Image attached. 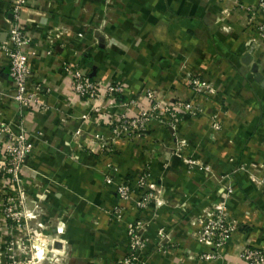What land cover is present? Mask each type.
Masks as SVG:
<instances>
[{"label":"crops","instance_id":"0c3cea01","mask_svg":"<svg viewBox=\"0 0 264 264\" xmlns=\"http://www.w3.org/2000/svg\"><path fill=\"white\" fill-rule=\"evenodd\" d=\"M258 2H28L21 15L30 40L23 48L30 70L27 87L42 88L34 94L44 106L20 108L0 101V123L14 134L22 129L32 144L20 180L24 190L38 197L44 215L37 220L43 223L50 216L57 231L62 227L57 240L71 258L115 264L128 251L125 226L136 219L147 222L141 236L148 244L139 264H247L240 259L245 246L264 248V37L258 33L263 18L248 11ZM10 18L7 1L0 0V43ZM96 35L103 38L102 47ZM73 69L100 83L121 81L125 91L114 100L94 102L100 110L90 112V102L73 93ZM189 75L202 76L224 94L228 121L221 132L210 129L209 119L220 106L192 92L184 83ZM145 89L154 91L160 106L183 102L203 111L178 122L175 138L152 122L149 132L122 136L114 141L111 155H102L96 136L109 138L114 120L148 106ZM13 93L7 57L0 51V98ZM130 100L137 105L126 107ZM85 114L88 120L82 119ZM1 159L0 145V164ZM187 160L198 162L201 170ZM107 162L114 164V176L132 187L149 170L148 181L158 187L161 206L133 210L138 188L130 202L121 204L114 188L104 185ZM243 166L244 171L238 169ZM223 178L231 182L230 193ZM218 202L235 221V231L214 250L198 243L196 232L204 211ZM114 207L122 211L118 222ZM5 222L0 214V232L7 228ZM158 230L167 235L163 249L156 247ZM203 254L215 258L200 259Z\"/></svg>","mask_w":264,"mask_h":264},{"label":"built area","instance_id":"2783aa9c","mask_svg":"<svg viewBox=\"0 0 264 264\" xmlns=\"http://www.w3.org/2000/svg\"><path fill=\"white\" fill-rule=\"evenodd\" d=\"M6 1L11 13V18L6 20V36L4 41L0 43V51H3L7 57L8 78L12 83L14 93L12 96H2L0 101H2L3 104L13 101L20 108L31 106L43 107L44 105L38 101V98L34 94L35 92L40 93L42 88H40L38 84L33 91L29 90L27 87L30 70L28 56L26 52L23 51V48L30 40L27 38L21 27V15L30 0ZM248 11L258 12L262 16L263 21L258 28V33L264 37V0H259L258 4L253 8H248ZM222 31H225L224 27L222 28ZM244 46L249 49L246 41L244 42ZM66 70L68 71V69ZM71 74L73 93L77 97L89 102H99L104 99L114 100L116 99V95H122L125 91L123 84H119V81L103 83L93 81L78 69L71 70ZM185 81L186 85L194 93L200 92L204 86L209 88L207 81L201 76H186ZM209 92L210 95L207 93V96H211L212 93H214L213 90H209ZM145 97L147 99V97H150V94H146ZM130 102L132 103L131 100ZM172 106L173 107L162 110L163 108H160L159 105L155 103L152 105L151 109L153 111L157 110L158 114L169 112L168 116L172 119L175 118L173 120H177L176 114L181 113L182 110L185 112L187 111L190 114H193L196 111V109L192 108L189 103L176 102ZM90 109L91 111H99L94 105H92ZM151 116L152 114L149 111L140 112L136 118L131 120V122L127 123L126 120H123L121 122L123 124L119 128L116 127L112 129L109 138L106 139L101 136H96V143L99 145L101 153L107 154V152H110L114 141L118 139L120 134L122 136L126 135L129 138L130 133H133L134 131L138 133V131L149 127L152 123L151 119H149ZM87 118L88 114L82 116V119ZM214 129L218 130V127L214 126ZM78 134L79 131H76L72 135L77 136ZM0 145L2 153L0 171L8 177L7 180H11L12 182L17 181L18 173L26 164L33 151V146L26 139L22 129L19 130L18 134H14L8 130L3 123H0ZM187 162L192 165L197 163L196 166L201 170V166L198 162L195 163L190 160H187ZM114 168L113 164H107L104 182L106 183V186L114 188L120 203H128V201L131 200L133 190L139 188L142 189V191H139L138 199L133 203L132 209L138 212L141 208L145 207L144 205L146 203L149 204V199L156 191L155 184L152 181H148L150 174H140L132 187L128 181L118 179L114 176ZM229 192H231V190ZM113 218L117 222L120 221L121 209L119 207L113 208ZM198 222L199 230L196 232V241L200 244L215 247L216 249L225 245L231 234L235 231V221L226 215L225 208L221 202L214 203L210 208L205 210L203 217L200 218ZM135 223H131L126 227V235L127 238H129V250L127 257L121 262V264H131V262L135 260L134 256L138 251V248L142 245L140 239L142 237L139 236V231H137L139 222L134 225ZM157 233L158 236L156 237L161 240L162 231H158ZM213 258H215V256L212 254L200 255V259L204 260H210ZM240 259L247 264H264V248L258 249L245 246L240 252Z\"/></svg>","mask_w":264,"mask_h":264},{"label":"rangeland","instance_id":"374dc122","mask_svg":"<svg viewBox=\"0 0 264 264\" xmlns=\"http://www.w3.org/2000/svg\"><path fill=\"white\" fill-rule=\"evenodd\" d=\"M192 76V75H189ZM194 76H200V75H194ZM202 77V76H201ZM186 84V81L184 82ZM119 84H123L121 81H119ZM209 88H206L205 86L202 87L200 92H196L195 94L198 96H203L205 100L211 101L215 105H219V111L217 113H212V115H209V119H211L210 122V129L213 131H219L223 129V126L225 128L226 122L228 121V113L227 111L222 109V106L224 107V94L220 90H218L212 83L207 82ZM123 87L125 89V86L123 84ZM189 88V87H188ZM190 89V88H189ZM209 90H213L214 93H212L211 96H207V93L210 95ZM148 92V93H146ZM146 94H150V97H145ZM143 99L145 97V101L149 104L147 105H141L138 107V110L136 111V114L134 115H123L124 117L120 116L118 119L114 120L112 124H110L111 130L114 128H119L123 123H121L123 120H126V122H131L132 119L136 118L140 112L149 111L152 116L151 121L156 122L155 124H158L162 127L168 128L171 138H175L176 133V124L180 122L185 116H191V118H195L200 113H202V109H198L195 107L196 111L193 114L188 113L187 111H183L181 113L176 114L177 120H173L175 118H169L168 114L169 112L165 113H159L158 111H153L151 109L152 105L155 103L159 105L160 101H158L156 95L154 94V91L151 89H145L142 92ZM120 94L116 95L115 98H118ZM131 102H128L126 107L129 105L135 107L137 105L136 100H131ZM94 102L88 103V107L91 108L92 104ZM97 107V109L100 110V106H94ZM160 108H170L173 107L172 105H163L160 106ZM89 108V109H90ZM151 109V110H150ZM157 109V106H156ZM159 109V108H158ZM90 112H96L99 111H91ZM195 116V117H194ZM225 116V118L223 117ZM224 118V119H223ZM89 119L88 118L86 120ZM214 126L218 127V130L214 129ZM151 126H149L150 128ZM148 128V127H147ZM174 128V129H173ZM138 132H149L146 131L144 128L141 131ZM138 133L134 131L133 133H130L129 139L133 138ZM122 138V135L120 134L118 139ZM123 138H128L126 135L123 136ZM117 139V140H118ZM114 152L113 147H111V151L107 152V154L102 153V155H111ZM196 163V162H195ZM107 164H113L111 162H107L104 164L103 167V174L105 177V171L107 170ZM187 165H189L191 168L195 165H192L188 162H186ZM114 165V164H113ZM115 167V166H114ZM208 167V166H207ZM206 167V168H207ZM244 166L240 167L238 169H241L244 171ZM115 169V168H114ZM146 169V168H145ZM143 170L140 174L143 173L150 174L149 170ZM2 176L4 177V183L0 185V214L6 219V226L7 228L3 229L2 232H0V264H84L83 262H80L79 260L73 259L70 257L69 251L65 248L64 244H61L57 239L60 238V232L62 231V227H58L57 231V222L54 221L53 218L46 217L47 220L43 223L41 221H38V218H41L44 213H42L41 208L37 207V199L35 193H30V191H26L23 188V183L20 180L19 173H18V180L12 182L11 180H7V176L3 173ZM225 181V188L227 190V193H230V181L223 178ZM153 182V181H152ZM154 183V182H153ZM155 184V183H154ZM104 185L106 183L104 182ZM156 191L154 194H152V197L149 199V204H145L144 208H141V210L145 209L149 205L152 204L154 206L153 208H158L161 206L163 202V198L160 195V191L158 187L155 185ZM139 191H142V189H139ZM5 192V194L3 193ZM116 194V193H115ZM130 202V201H128ZM47 214V213H46ZM45 214V216H46ZM122 216V211H121ZM138 223L137 231H139V236H143V233L146 231L147 228V222L141 221V220H135L131 223ZM131 223H128L127 226ZM136 223L134 225H136ZM141 224V226H140ZM125 226V231L126 227ZM8 229V230H7ZM159 232L162 231L161 237L162 239H157L156 247H159L160 249H163L164 244H166L167 235L165 234L164 230H158ZM58 232V234H57ZM164 234V235H163ZM141 236V237H142ZM158 236V233H157ZM128 242H129V238ZM142 245L140 248H138V251L136 252L134 258L135 260L131 262V264H139L140 261V255L146 250L148 241L146 239L140 238ZM60 240V239H59ZM128 244V243H127ZM249 248H255L252 246H248ZM214 250H216L215 247H213ZM259 249V248H258ZM129 250V248H128ZM45 251L43 254L41 252ZM40 253V254H39ZM39 254V255H37ZM127 253L122 256L118 261L115 262V264H121V262L127 257ZM214 255V254H212ZM86 264H89L87 262Z\"/></svg>","mask_w":264,"mask_h":264},{"label":"water","instance_id":"95a60500","mask_svg":"<svg viewBox=\"0 0 264 264\" xmlns=\"http://www.w3.org/2000/svg\"><path fill=\"white\" fill-rule=\"evenodd\" d=\"M96 39H97L98 45L100 47H102L103 46V42H104L103 38L101 36H99V35H96Z\"/></svg>","mask_w":264,"mask_h":264}]
</instances>
